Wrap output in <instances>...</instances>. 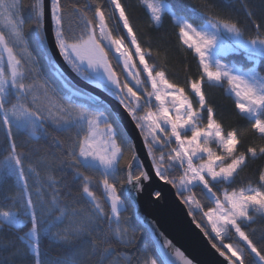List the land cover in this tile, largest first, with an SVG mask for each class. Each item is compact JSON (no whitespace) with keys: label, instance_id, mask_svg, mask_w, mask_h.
<instances>
[{"label":"snow or ice","instance_id":"snow-or-ice-1","mask_svg":"<svg viewBox=\"0 0 264 264\" xmlns=\"http://www.w3.org/2000/svg\"><path fill=\"white\" fill-rule=\"evenodd\" d=\"M137 7L151 30L166 16L178 29L196 62H183V84L169 77L168 48L137 27ZM254 7L0 0V264H197L139 215L152 184L174 190L218 264H264L253 227L264 223V0ZM205 85L222 88L247 126L226 128Z\"/></svg>","mask_w":264,"mask_h":264},{"label":"water","instance_id":"water-1","mask_svg":"<svg viewBox=\"0 0 264 264\" xmlns=\"http://www.w3.org/2000/svg\"><path fill=\"white\" fill-rule=\"evenodd\" d=\"M65 71L67 69L65 68ZM72 79L83 88L89 91L96 92L98 95H103L97 92L96 89L79 81L70 72ZM105 99H108L105 97ZM116 110L121 111L114 101H110ZM129 134L136 139L139 146L137 130L130 122L125 119ZM143 155V153H141ZM156 188H159L163 195L159 201H154L148 193ZM174 190L170 186L163 184H152L143 195L138 198L139 215L145 218L146 221L154 223L160 231L164 232L176 244L184 254L197 262V264H218L220 258L214 255L207 242L201 237L198 232L193 231L185 217L184 213L178 207V201L173 195ZM134 211V210H133Z\"/></svg>","mask_w":264,"mask_h":264},{"label":"trees","instance_id":"trees-1","mask_svg":"<svg viewBox=\"0 0 264 264\" xmlns=\"http://www.w3.org/2000/svg\"><path fill=\"white\" fill-rule=\"evenodd\" d=\"M27 2V0H25ZM135 2L138 4V0H135ZM252 4L255 6L254 10L257 11V14L259 15V6L261 4V0H251ZM134 18L137 24V27L145 33H149L153 37V48H168V67H169V77L170 79L177 80L181 84L184 83V76H185V70H184V61H187L193 68H195V59L193 55L189 53H184L182 50H179V41L177 39L176 33L178 29L175 28L173 25L171 19L169 17L164 18V23L160 29V31L157 33L149 28V21H148V15L146 11L143 8L137 7ZM160 37L163 38L164 41H166V44H161ZM230 59H236L237 61H240V57H230ZM158 62H163L164 55L163 52H161V55L157 57ZM247 63H245V67H249ZM260 71L262 74H264V64L260 66ZM205 92L207 95V98L209 101H211L214 104L220 105L221 107L217 110L218 118L221 119L225 127L229 126H236L241 127L247 126L246 121H240L238 117L235 114V108L233 101L226 97L224 95V91L222 88H213L209 89L205 85ZM5 145L0 144V148L4 147ZM255 167V165H250L249 170H246L244 173H242V177L247 178L250 174V169ZM70 179V178H69ZM127 215H133V209H129V212ZM254 228L257 229V233L259 234L261 231H264V223H257L253 225ZM7 235V230H5L4 234H0V243H3L5 245L8 244V240L4 237ZM138 240L143 241L148 238V234L145 232V230L142 227L138 228L137 232ZM47 242L45 241V245ZM8 255L7 252L0 253V258L6 257Z\"/></svg>","mask_w":264,"mask_h":264}]
</instances>
